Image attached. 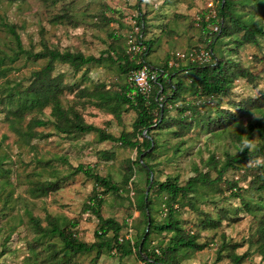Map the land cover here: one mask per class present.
I'll list each match as a JSON object with an SVG mask.
<instances>
[{"label":"rangeland","instance_id":"374dc122","mask_svg":"<svg viewBox=\"0 0 264 264\" xmlns=\"http://www.w3.org/2000/svg\"><path fill=\"white\" fill-rule=\"evenodd\" d=\"M256 1L236 0V9L246 12V18L252 17L257 25L264 26V12ZM216 4V0H0V21L18 26L17 31L24 47L32 48L33 51H39L47 45L60 50L99 56L110 43L127 49L128 40L132 38L129 36V30L119 28L117 22H102L100 14L104 12L107 17H117L128 24L137 16L138 10H141L145 12L150 24L144 36L152 41L148 60L161 65L173 52L202 45L198 18L201 12L205 13L206 17L213 15ZM64 12L69 18L61 17L57 20L56 17ZM111 33H115L119 38L114 40V37L110 36ZM239 36L240 34H234L230 39L222 40L226 55L230 53V48H235L231 43L232 39H238ZM258 42L259 45H243L235 48V53H231V57L256 74V77L252 81L245 78L235 80L230 95L221 99L223 108H231L229 100H258L261 98L260 94L264 93V38L259 36ZM10 45L11 37L0 27V50L9 52ZM44 64L45 60L21 58L12 65L7 77L21 80L22 85H26L29 73ZM58 73H63L64 81L74 86L72 91L67 90L61 96L65 106L73 101L77 86L91 89L94 84L103 82L107 88L117 89V83L120 81L115 64L111 67L91 65L75 72L66 64L55 62L52 74ZM183 97L186 101L194 103L198 100L191 91L183 93ZM16 99L17 96L13 95L11 103L0 104V155L3 156L0 168V264H45L48 256L47 242H57V248L60 243L56 238L38 236L31 225H40L45 230H51L53 223L65 227L70 222H75L74 230L79 240H94L97 219L85 209L94 184L82 173L72 175L74 168L79 164L90 166L98 174L110 176L119 184L125 173L126 160L134 159L136 152L134 149L120 146L119 143L99 141L96 133H58L51 123L34 127L33 130L40 136L26 142L25 137L19 136L12 126H20V129L24 130L33 116L49 119L50 108L46 107L41 111L35 108L21 115L18 114L20 109L16 105ZM201 100L205 101L204 98ZM182 104L184 101L180 100L170 107L169 116H176L177 108ZM215 104L216 101L206 100L201 114L197 118L193 116L195 120L192 128L182 136H175L166 129L157 131L155 135L160 147L156 158L152 160L155 165V178L162 181L167 176H178L179 184H184L195 174V167L207 171L212 157L223 160L226 154H237L239 142L236 134H240L242 142L250 141L253 147L259 142V131L256 127L250 131L249 124L259 121L264 126V105L259 109L250 107L246 115L233 108L232 111L238 114L237 120L225 129L214 132L203 126L199 120L207 114L214 115ZM78 108L87 123L115 136L122 130L131 131L136 116L135 111L128 109L122 113L119 122L112 113L104 109L92 105H78ZM184 120L188 122L189 117ZM173 128L176 130L177 127ZM181 141L184 143L180 144ZM177 145L180 151L174 153ZM101 150L113 152L114 157L110 160L100 158ZM258 160L264 167V157L250 158L239 167L228 168L223 178L237 180L238 185L245 189L252 178L248 168H255ZM6 170H9L8 174L4 173ZM55 171L60 177L67 176L61 181L57 191L40 193L32 189L29 180L53 179ZM211 175L214 176L215 173L211 171ZM132 182L140 190H147L146 174L143 171L135 170L127 188L132 189ZM197 189L186 199L190 205L181 208L176 216L186 229L199 231V241L207 240L209 245L201 251L191 250L188 258L180 264H230L227 250L222 252L221 261H215L217 249L223 241L241 244L236 252L248 253L243 264L261 262L255 230L258 222L264 217V190L242 191L243 198L250 202V208L247 210L237 197L230 194L229 186L225 182L210 186L200 185ZM120 194L122 197L104 195L105 202L101 206V214L103 217H114L119 222L127 218L129 228L126 236L129 237L136 232L133 224H138L139 211L125 199V192ZM150 195L157 203L155 193L151 191ZM133 196L134 191L130 190L129 197L132 202ZM162 208L164 207L154 213L157 220L165 217V210ZM223 208L228 210V215L221 219L219 228H202L200 221L203 213L217 219L220 217V209ZM167 238L166 233H152L151 244H157ZM93 257L94 253L78 254L69 264H141L134 254L122 258L117 254H105L96 261H93Z\"/></svg>","mask_w":264,"mask_h":264},{"label":"trees","instance_id":"16d2710c","mask_svg":"<svg viewBox=\"0 0 264 264\" xmlns=\"http://www.w3.org/2000/svg\"><path fill=\"white\" fill-rule=\"evenodd\" d=\"M60 1V0H58ZM215 12L206 17L201 12L198 25H201L202 45L193 49H186L183 52H191L206 49L210 52L208 61H192L176 59L174 52L161 65H157L148 60L152 51V41L144 36L149 29V20L145 12L138 10L132 22L125 24L117 17L106 16L104 12L100 14L102 22H117L119 28L129 30V36L134 38V43L141 47L139 52H128L125 47L119 44L110 43L99 56L84 55L82 52H73L70 50H60L44 45L41 50L33 51L32 48L24 47L20 34L13 23L0 21V27L5 29L11 37L12 45L8 47L9 52L0 50V104L7 105L11 103V97L17 96L16 105L23 115L31 112L35 108L43 110L50 108V118L42 119L33 116L29 119L24 130L20 126H12L13 130L29 142L30 139L39 137L40 134L33 130L36 126H44L51 123L58 133L64 135L96 133L99 141H110L119 143L122 147L134 149L136 156L134 159L126 160L125 173L121 183L114 182L110 176H102L94 171L90 166L83 164L77 165L72 175L82 173L93 181L94 187L88 197L85 209L89 210L97 219V227L94 231V240L84 242L78 239L75 222H70L68 226L59 227L53 223L51 230H45L40 225H31V228L38 236L56 238L60 243L57 248V242L49 241L46 244L48 256L45 264H69L73 257L78 254L94 253L93 261L99 259L101 255L117 254L120 258L134 254L141 264H180L188 258L191 250L201 251L205 249L209 242L207 240L199 241L200 232L186 229L183 222L176 216L181 208L190 205L186 199L195 192L200 185L210 186L215 183L225 182L229 186L230 194L237 197L245 209L250 208V202L245 200L242 191H263L264 190V167L258 164L255 168H248L252 178L248 186L244 189L238 185L237 180H225L224 174L228 168L239 167L247 159L264 157V126L256 121L249 124V130L254 127L260 133V140L249 150L245 148L240 151L242 141L240 134H236L239 142V151L235 155L226 154L223 160L211 158L209 169L201 171L194 168L195 174L190 176L184 184H179L178 176H167L165 180H158L154 177L155 169L152 160L156 158V152L159 149V140L156 133L159 130H170L175 136H182L192 128L193 122L205 108L206 100L216 101L214 115L207 114L200 119L201 124L218 131L225 129L229 124L237 120L238 114L233 112L235 108L242 114H248L250 107L254 109L261 108L264 105V93L260 94L258 100H240L238 102L229 100L231 108L225 109L221 104L223 97L230 95L233 83L238 78H245L248 81L255 79L256 74L250 72L239 61L231 57L235 53V48L243 45H259L258 37L264 38V26L257 25L252 17L246 18V12H239L236 0H216ZM264 12V0L256 1ZM138 7V6H137ZM139 9V7H138ZM112 10V9H111ZM116 12V10H115ZM69 18L64 12L57 16ZM211 24H213L211 26ZM218 26V31L213 32L212 27ZM136 29V31H135ZM234 34H240L239 38L232 39L231 43L235 48H230L229 54L224 53L222 40L230 39ZM113 39H118L115 33H111ZM26 60H45V64L39 69L32 70L26 77L27 84L22 85L21 80H15L7 77L12 65L19 59ZM173 58L174 64L168 66L169 60ZM264 62V56H263ZM55 62H62L78 72L86 66L111 67L114 64L117 67V89L107 88L105 83L98 82L91 89L77 86L74 91V99L67 106L63 105L61 96L65 91H72L74 86L66 83L63 79L64 74L53 75ZM147 65L152 68L162 69L165 76H159L153 83L152 91L143 95L128 80L129 73L141 65ZM87 69V68H86ZM83 77L86 79V75ZM191 91L198 99L197 102L186 101L183 93ZM205 99L201 100V99ZM231 99V98H230ZM184 101L178 109L176 116H169L168 112L177 101ZM78 105H92L99 109H104L113 114L119 122L122 119V113L128 109L135 111L136 116L132 122V130H122L118 136L107 132L84 120ZM229 106V107H230ZM189 121H185V117ZM177 127L176 130L173 127ZM156 131V132H155ZM184 143L183 141L180 144ZM2 140H0V146ZM180 151L179 145L175 146L174 153ZM99 157L104 160H110L114 157L113 152L107 150L99 151ZM3 156L0 155V168L2 166ZM138 169L146 174L147 190H140L134 182L132 189L127 188L131 182L135 170ZM211 171L215 173L211 175ZM9 170H6L8 174ZM54 178L49 180H29V184L34 191L45 193L57 191L61 181L67 176L60 177L57 171L53 172ZM134 191V201L129 197V191ZM125 192L127 199L135 210L139 211L138 224H133L135 234L127 237L126 232L129 228L127 218L122 222L114 217H103L101 206L105 202L104 195L111 194L115 197H122L120 192ZM155 193L157 203L150 195ZM123 199V198H122ZM165 210V217L157 220L154 213L159 209ZM220 217L215 219L207 213H203L200 225L204 229H216L221 226V219L228 215V210L220 209ZM126 229V231H125ZM258 253L261 262L249 264H264V217L258 222L256 227ZM152 233H166L167 240H160L157 244H151ZM109 234L111 236L109 237ZM241 246L238 242L223 241L219 245L216 253V262L221 261L222 252L227 250V257L230 264H243L248 256L245 251L241 254L236 249Z\"/></svg>","mask_w":264,"mask_h":264},{"label":"built area","instance_id":"2783aa9c","mask_svg":"<svg viewBox=\"0 0 264 264\" xmlns=\"http://www.w3.org/2000/svg\"><path fill=\"white\" fill-rule=\"evenodd\" d=\"M212 31H218V26L214 25L212 27ZM141 47L134 43V39L130 38L128 40V52H139ZM180 59V60H192V61H200L205 62L208 61L210 58V52L206 49L200 48L199 50H193L191 52H183V51H176L174 52L173 58ZM173 58L169 60L168 66L174 64ZM159 76H165V73L162 69L152 68L147 65H141L135 70H132L129 73L128 80L136 86V88L145 96H147L153 87V83L157 80Z\"/></svg>","mask_w":264,"mask_h":264},{"label":"clouds","instance_id":"9594fccd","mask_svg":"<svg viewBox=\"0 0 264 264\" xmlns=\"http://www.w3.org/2000/svg\"><path fill=\"white\" fill-rule=\"evenodd\" d=\"M252 147H253V145L251 144L250 141H248V140H244V141L242 142V146L240 147V151H243L245 148L251 150ZM257 163L259 164L260 161L258 160Z\"/></svg>","mask_w":264,"mask_h":264}]
</instances>
